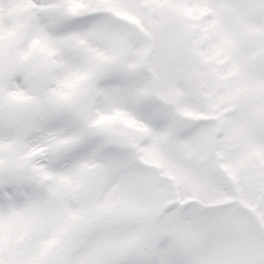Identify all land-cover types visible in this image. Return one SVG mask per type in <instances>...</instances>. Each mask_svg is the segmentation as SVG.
Returning a JSON list of instances; mask_svg holds the SVG:
<instances>
[{
  "label": "snow or ice",
  "instance_id": "1",
  "mask_svg": "<svg viewBox=\"0 0 264 264\" xmlns=\"http://www.w3.org/2000/svg\"><path fill=\"white\" fill-rule=\"evenodd\" d=\"M0 264H264V0H0Z\"/></svg>",
  "mask_w": 264,
  "mask_h": 264
}]
</instances>
